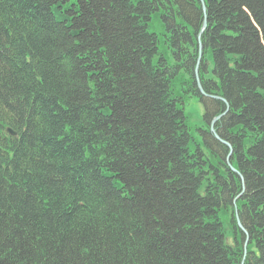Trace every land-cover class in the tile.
Returning a JSON list of instances; mask_svg holds the SVG:
<instances>
[{"label": "trees", "instance_id": "1", "mask_svg": "<svg viewBox=\"0 0 264 264\" xmlns=\"http://www.w3.org/2000/svg\"><path fill=\"white\" fill-rule=\"evenodd\" d=\"M204 1L243 191L199 0H0V264H264V0Z\"/></svg>", "mask_w": 264, "mask_h": 264}, {"label": "water", "instance_id": "2", "mask_svg": "<svg viewBox=\"0 0 264 264\" xmlns=\"http://www.w3.org/2000/svg\"><path fill=\"white\" fill-rule=\"evenodd\" d=\"M200 2H201L202 10H203V12H205V2H204L203 0H200ZM205 28H206V19L204 18L203 23H202V29L200 30L199 34L197 35L198 56H197V59H196V65H195L196 81H197V85H198V87H199V90H200V92H201L203 95L210 96V97L215 98V99H219V100H221V101H223V102L225 103V110H224L222 113H220L219 115L215 116V117L212 119V121H211V123H210V132L213 133V135L215 136V138H216L217 140H220L221 142H223L224 144H226V145L228 146V148H229V152H228V155H227V157H226V160H227L228 166H229V167H230V168H231V169H232V170H233V171H234V172L240 177V179H241V183H242V191H243V189H244V184H243L242 176L239 174V172H238L236 169H234V168L231 166V164H230V162H229V156H230L231 153H232L231 147H230V145H229L228 143L222 141V140L220 139V137L217 135V133L215 132V130H214V122H215L217 119H219L221 116H223V115L227 112V110H228V108H229L228 103H227L226 100H225L223 97H221V96L207 95V94L203 91V89L201 88V85H200V79H199V76H198V67H199V63H200V61H201V55H202V52H201L202 45H201V41H200V35H201V33L203 32V30H204ZM9 132H10L11 134L15 135V132L12 131V130H10V129H9ZM242 191H241V193H242ZM241 193H240V194H241ZM235 216H236L237 226H238L239 228H242V225H241V223H240V221H239V219H238V216H237V212H236V210H235ZM245 244H246V242H245Z\"/></svg>", "mask_w": 264, "mask_h": 264}, {"label": "rangeland", "instance_id": "3", "mask_svg": "<svg viewBox=\"0 0 264 264\" xmlns=\"http://www.w3.org/2000/svg\"><path fill=\"white\" fill-rule=\"evenodd\" d=\"M261 43L264 44L263 39L261 40ZM208 63H210L209 58ZM211 74L212 72L210 71V73H207L206 76H210ZM184 112L188 116V124L191 132L194 134V137H197L198 135L200 136L199 131L195 128H203V125H205L203 120L204 107L197 96H191L186 99Z\"/></svg>", "mask_w": 264, "mask_h": 264}, {"label": "bare ground", "instance_id": "4", "mask_svg": "<svg viewBox=\"0 0 264 264\" xmlns=\"http://www.w3.org/2000/svg\"><path fill=\"white\" fill-rule=\"evenodd\" d=\"M204 18L206 19V13H205V16L203 17V20H204ZM250 19H251V17H250ZM207 22V21H206ZM220 139L222 140V141H224V142H226V143H228L229 145H230V143L228 142V141H226V140H224L223 138H221L220 137ZM219 142L220 143H222V144H224L223 142H221L220 140H219ZM225 146H227L226 144H224ZM228 147V146H227ZM230 147H231V145H230ZM231 150H232V147H231Z\"/></svg>", "mask_w": 264, "mask_h": 264}]
</instances>
